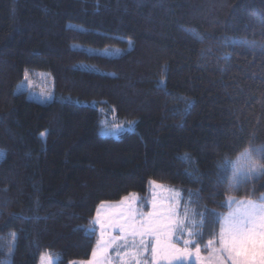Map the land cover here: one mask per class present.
I'll return each mask as SVG.
<instances>
[{
	"label": "trees",
	"instance_id": "16d2710c",
	"mask_svg": "<svg viewBox=\"0 0 264 264\" xmlns=\"http://www.w3.org/2000/svg\"><path fill=\"white\" fill-rule=\"evenodd\" d=\"M127 40L115 57L75 47ZM31 70L50 76V102L16 91ZM92 100L134 130L101 136ZM250 145H264V0H0V264L89 259L97 206L137 193L147 211L150 181L179 188L196 220L257 199L264 176L218 179Z\"/></svg>",
	"mask_w": 264,
	"mask_h": 264
},
{
	"label": "snow or ice",
	"instance_id": "6c2138e0",
	"mask_svg": "<svg viewBox=\"0 0 264 264\" xmlns=\"http://www.w3.org/2000/svg\"><path fill=\"white\" fill-rule=\"evenodd\" d=\"M185 31L193 36L196 35L192 30L185 29ZM228 43L235 44L236 41L230 39ZM240 43L244 47H255L253 42L247 40ZM120 51L117 50V54ZM101 54L113 53L105 51ZM27 75L26 71L25 79ZM163 82L161 80V83ZM127 124L132 126L134 121H127ZM41 136H46V133H41ZM181 159L190 161L191 158L185 155ZM261 161H264V145L259 147L250 145L234 160L227 156L223 158V161L217 165L220 173L218 179L223 180L227 177L229 189L238 190L240 185L247 183L248 180L264 176V162ZM229 165L231 173L227 175ZM149 183L154 189L164 188L156 181ZM167 191L174 194L166 200H160L155 193L153 194L148 211H144V204L140 203L142 198L135 193L121 197L116 204L118 211L104 214L103 219L98 205L94 223L101 229L100 239L93 246L91 258L86 262L70 261L69 264H117V262L118 264H164L165 261L167 264H176L185 256H191L193 244H196V256L200 257L201 246L196 238L202 235L201 230L205 226L209 212L214 218L213 224L219 221V231L207 241L208 256L201 258V264H264V194L257 199L237 200L228 196L226 201L229 211L218 213L205 208L198 214L200 219L196 220L190 219V214L192 217L197 215L195 209L188 207L192 201L189 200L185 204L184 215L181 217L179 214L181 193L173 189ZM192 195L190 192L189 196ZM109 229L118 232L119 235L112 234ZM84 230L91 232L92 228L90 226ZM9 235L8 255H12L16 233L12 232ZM185 235L187 239L184 238ZM177 240L183 242L184 248L176 246L174 241ZM113 252L115 255L112 254ZM41 264H43V254ZM48 264H56V262L49 257Z\"/></svg>",
	"mask_w": 264,
	"mask_h": 264
},
{
	"label": "rangeland",
	"instance_id": "374dc122",
	"mask_svg": "<svg viewBox=\"0 0 264 264\" xmlns=\"http://www.w3.org/2000/svg\"><path fill=\"white\" fill-rule=\"evenodd\" d=\"M77 27H80V26H77ZM130 45H131L130 40H127V44L123 48L122 47L94 48V47H88V46L79 45V44L75 45V47L84 48L86 51H88L90 53H97V54H100L103 56L115 57V56L121 55L123 52H125L127 49H129ZM117 50H121V51L117 54ZM105 51L113 53V54L112 55L101 54ZM27 74H28L27 79H25V74H24V78L21 81L23 83L20 82L17 85L16 91H24L27 99L35 101L37 103L44 104V103L50 102L53 99L52 80H51L50 76L44 72H38V71H33V70L27 71ZM90 105L96 107L100 113L98 132L101 136L117 138V137H119V135H121L125 131L134 130L135 120H134V124L132 126H129L127 124V121H129V120H124V119L118 118L113 107L100 104L97 100H92L90 102ZM130 121H132V120H130ZM2 154H3V150L0 149V156ZM159 185H163L164 188H155L154 189L153 185L150 186V189L148 192V200H147L148 210L150 209V203L149 202L151 201L154 193L157 195V198L160 200H166L168 197H170L174 194L173 192L167 191L168 189H173V190H176V191L181 193L180 189L175 187V186L164 185V184H159ZM135 194H137V193H135ZM262 194H264V192ZM232 197H234V196H232ZM181 198H182V196H181ZM181 198H180L179 214L181 217H183L185 205H181ZM234 198L237 200L242 199V198H237V197H234ZM117 202H119V201H116V202H109L108 201V203H105V204L100 203L99 206H100V212L102 214L101 215L102 219L104 218V214H111V213H115L116 211H118V208L116 207ZM226 206H227V201H226ZM227 211H229L228 206H227V209L222 213H226ZM96 213H97V209H96V212H95V215L93 218V223L96 219ZM191 218H194V217H192L190 214V219ZM94 225L96 226L98 237L100 239L99 234H100L101 229H100L99 225H97L95 223H94ZM108 231L114 235H119L118 232H113V230H111V229H109ZM201 231H202V235H200L198 238H196L197 243L201 246L200 257L196 256V254H195L196 244H193L191 246V253H192L191 256L190 257L185 256L181 261L176 262V264H201V258L208 256V250L206 248V244H207V241L209 239H212L213 237L208 238V236H209L208 229L205 228V226ZM216 231H217L216 234H218L219 221L217 222ZM177 235L179 236L180 234L178 233ZM184 238L187 239L188 238L187 235H185ZM174 243H176V246L178 248H184V244L182 241L177 240V241H174ZM112 254L115 255L114 252ZM49 257H51L53 260H55V262H57V257L55 255H52L50 253H43V264H48ZM90 258H91V256H90ZM89 259L78 260L77 262H82V261L86 262ZM41 261H42V255H40V257H39L38 264H41ZM117 264H118V262H117ZM164 264H167V262L165 261Z\"/></svg>",
	"mask_w": 264,
	"mask_h": 264
}]
</instances>
